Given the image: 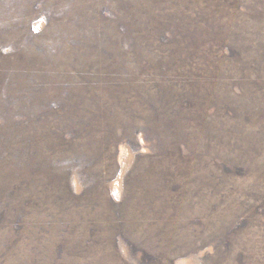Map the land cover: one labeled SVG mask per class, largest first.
I'll list each match as a JSON object with an SVG mask.
<instances>
[{"label": "rangeland", "instance_id": "1", "mask_svg": "<svg viewBox=\"0 0 264 264\" xmlns=\"http://www.w3.org/2000/svg\"><path fill=\"white\" fill-rule=\"evenodd\" d=\"M0 264H264V0H0Z\"/></svg>", "mask_w": 264, "mask_h": 264}]
</instances>
